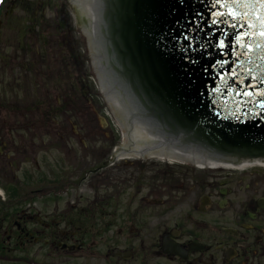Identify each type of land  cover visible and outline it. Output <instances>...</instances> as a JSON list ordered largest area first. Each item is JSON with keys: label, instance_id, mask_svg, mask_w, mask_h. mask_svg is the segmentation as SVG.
Here are the masks:
<instances>
[{"label": "flooded vegetation", "instance_id": "1", "mask_svg": "<svg viewBox=\"0 0 264 264\" xmlns=\"http://www.w3.org/2000/svg\"><path fill=\"white\" fill-rule=\"evenodd\" d=\"M41 7L0 0V66L13 36L20 69L18 93H0V264H264V167L89 163L109 123L69 8ZM90 180L99 193L76 196Z\"/></svg>", "mask_w": 264, "mask_h": 264}, {"label": "water", "instance_id": "2", "mask_svg": "<svg viewBox=\"0 0 264 264\" xmlns=\"http://www.w3.org/2000/svg\"><path fill=\"white\" fill-rule=\"evenodd\" d=\"M78 3L94 34L102 13L113 92L125 98L112 77L149 137L217 165L264 163V36L230 15L256 21L264 13L256 0H71Z\"/></svg>", "mask_w": 264, "mask_h": 264}, {"label": "rangeland", "instance_id": "3", "mask_svg": "<svg viewBox=\"0 0 264 264\" xmlns=\"http://www.w3.org/2000/svg\"><path fill=\"white\" fill-rule=\"evenodd\" d=\"M27 2V0H22ZM58 0H41L42 2V7L41 11L47 8V13L46 17L51 18L53 15V8L55 4L57 3ZM66 4V6L69 8L68 10L72 14V21H73V35L74 37L78 38V41L84 44V55L87 58L85 61V70L87 72V75L89 76V85H90V92L91 95L94 98V105L98 106L100 108V111L102 113V117L106 118V120L109 123V128L105 130H100L96 131L95 129L91 130V139L89 141V147L94 146L96 147L95 152L92 150L89 152L90 157H89V163L92 165L94 163L99 164L100 163V158H108L110 154H113L116 148H119L122 143L124 142L123 140V131L122 128L119 124V119L118 116L114 113L112 110L110 104L108 103L105 93L101 87V83L99 80V77L97 75V71L95 69L94 63H93V58L91 56V53L89 50L86 48V38L84 36V31H83V24H79L76 22V18L79 15L77 12V9L74 5H71V0H63ZM23 3V2H22ZM17 15L19 17H23V7L20 5L17 7ZM50 8V9H49ZM13 38V36H12ZM11 38V41L9 43V46H7V52L10 54V61H8L4 66H0V93H6L7 89L9 86L13 85L15 87H12L8 91H14V93H18V87L16 85V82H20L19 76H20V69H19V55L17 54V45H16V40L13 41ZM14 47L16 49H14ZM15 53L14 56H12ZM18 59V60H17ZM15 82V83H14ZM94 120L90 119V122L92 123ZM107 132V133H105ZM110 139V140H109ZM94 157H96V162L94 161ZM126 161H141V162H150L153 161L154 163H164L163 160L160 159H138L136 157L131 158V160H126ZM123 161V162H126ZM176 165H180L182 167H192L191 164L186 163H176ZM130 171L131 170H136V167L133 166H128L127 167ZM126 165H123L122 170L125 171ZM212 170V169H210ZM91 180L88 181L83 185L80 190L76 191L75 195L76 196H86L89 197L90 200H92L98 193V187L93 188L91 186Z\"/></svg>", "mask_w": 264, "mask_h": 264}, {"label": "bare ground", "instance_id": "4", "mask_svg": "<svg viewBox=\"0 0 264 264\" xmlns=\"http://www.w3.org/2000/svg\"><path fill=\"white\" fill-rule=\"evenodd\" d=\"M74 6L79 16L84 20L83 30L88 38L90 52L101 87L112 110L118 116L119 124L123 131L124 142L119 157H136L138 159L154 158L173 163H194L198 168L215 169L217 167H223L225 169H234L235 167L233 166H218L216 162L202 159V156L199 154H188V152L179 151L166 144L162 137H149L150 127L139 119H132L133 112L131 110L136 108L127 99L113 92L100 53L99 34H94L83 3L74 4ZM248 166L246 163V165L240 166V168H246Z\"/></svg>", "mask_w": 264, "mask_h": 264}, {"label": "snow or ice", "instance_id": "5", "mask_svg": "<svg viewBox=\"0 0 264 264\" xmlns=\"http://www.w3.org/2000/svg\"><path fill=\"white\" fill-rule=\"evenodd\" d=\"M244 6L247 7L248 5H244ZM257 6L264 8V0H256V3L253 4L252 7L255 8ZM230 15H232L233 19L240 20L242 25L247 24V26L250 29H253V28L257 29L258 34L260 36H264V13H262L259 17H257L256 21H252V22H249V20H250L249 16H237L235 13H230ZM245 35H248V34H245ZM220 46L221 47L225 46L223 41H221ZM242 95H249L250 96L251 93L245 92ZM261 95H264V92H262ZM261 107H264V105H261Z\"/></svg>", "mask_w": 264, "mask_h": 264}]
</instances>
